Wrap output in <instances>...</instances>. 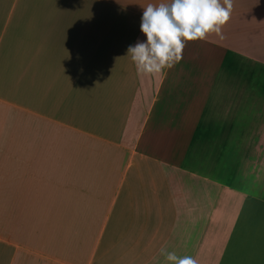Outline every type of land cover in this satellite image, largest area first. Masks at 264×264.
I'll use <instances>...</instances> for the list:
<instances>
[{"label": "crops", "instance_id": "1", "mask_svg": "<svg viewBox=\"0 0 264 264\" xmlns=\"http://www.w3.org/2000/svg\"><path fill=\"white\" fill-rule=\"evenodd\" d=\"M158 2L0 0V264H264V0L142 75Z\"/></svg>", "mask_w": 264, "mask_h": 264}, {"label": "clouds", "instance_id": "2", "mask_svg": "<svg viewBox=\"0 0 264 264\" xmlns=\"http://www.w3.org/2000/svg\"><path fill=\"white\" fill-rule=\"evenodd\" d=\"M232 0H159L143 7L140 30L143 40L129 45L127 55L138 74H158L182 58L188 41L207 40L220 34L230 19ZM165 264H197L189 255L160 249Z\"/></svg>", "mask_w": 264, "mask_h": 264}, {"label": "rangeland", "instance_id": "3", "mask_svg": "<svg viewBox=\"0 0 264 264\" xmlns=\"http://www.w3.org/2000/svg\"><path fill=\"white\" fill-rule=\"evenodd\" d=\"M12 101H15L17 104H19V105H22V104H24V99H22V97L20 96V98L19 99H14V100H12ZM2 105H4V104H2Z\"/></svg>", "mask_w": 264, "mask_h": 264}]
</instances>
